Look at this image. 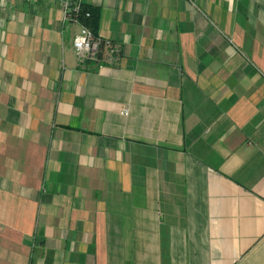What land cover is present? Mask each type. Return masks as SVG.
Instances as JSON below:
<instances>
[{"label":"crops","instance_id":"0c3cea01","mask_svg":"<svg viewBox=\"0 0 264 264\" xmlns=\"http://www.w3.org/2000/svg\"><path fill=\"white\" fill-rule=\"evenodd\" d=\"M84 6L0 0V264H264V0Z\"/></svg>","mask_w":264,"mask_h":264},{"label":"built area","instance_id":"2783aa9c","mask_svg":"<svg viewBox=\"0 0 264 264\" xmlns=\"http://www.w3.org/2000/svg\"><path fill=\"white\" fill-rule=\"evenodd\" d=\"M61 10L65 21L80 24V30L73 39V49L80 65H85L87 62L99 63L103 59V50L106 51L108 57L116 52L112 43L99 39L85 25L91 13L85 8L84 0H61Z\"/></svg>","mask_w":264,"mask_h":264},{"label":"trees","instance_id":"16d2710c","mask_svg":"<svg viewBox=\"0 0 264 264\" xmlns=\"http://www.w3.org/2000/svg\"><path fill=\"white\" fill-rule=\"evenodd\" d=\"M87 10L91 13V17L87 20V22H85V25H87V26L92 30V28L90 27L88 21L91 20V19L93 18V14H92L91 10H89V9H87ZM92 32L94 33L93 30H92ZM94 34H95V33H94ZM89 63H95V62H87V64H89Z\"/></svg>","mask_w":264,"mask_h":264}]
</instances>
